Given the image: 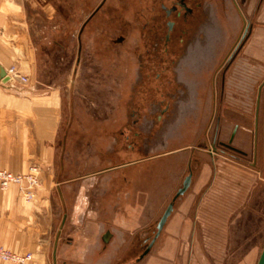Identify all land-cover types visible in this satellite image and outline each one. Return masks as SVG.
<instances>
[{"label":"rangeland","instance_id":"rangeland-1","mask_svg":"<svg viewBox=\"0 0 264 264\" xmlns=\"http://www.w3.org/2000/svg\"><path fill=\"white\" fill-rule=\"evenodd\" d=\"M186 1L190 12L166 14L162 6L174 0H0V10L14 14L12 24L29 38L34 97L59 93L57 168L66 157L70 173L76 164L86 173L127 165L120 170L127 182H118L108 213L93 212L89 191V206L77 212L76 201L68 205V241L77 240L83 253L71 245L57 264L257 262L264 167L251 163L262 144L253 142V110L232 104L247 97L256 73L264 74V0ZM26 76L25 84L0 81L11 89L4 92L28 87ZM222 112L240 115L242 133L229 141L228 127L211 143L215 127L205 126L206 118ZM190 151L192 183L173 200L176 174L183 181L190 173ZM33 164L40 168L36 196L42 165L32 161L25 171Z\"/></svg>","mask_w":264,"mask_h":264},{"label":"crops","instance_id":"crops-1","mask_svg":"<svg viewBox=\"0 0 264 264\" xmlns=\"http://www.w3.org/2000/svg\"><path fill=\"white\" fill-rule=\"evenodd\" d=\"M12 22H15L14 14L0 10V65L5 68L8 64H16L20 73L30 76L33 72L31 66L34 55L29 38L24 31H21L20 26L13 25ZM4 33L9 36H3ZM31 79L30 76L28 87L19 88L20 91L14 90L13 94H6L4 90L11 89H7L0 82V168L19 173L24 172L27 164L32 161H38L42 165L41 188L32 201H25L14 184H10L6 189L0 188V245L11 251L34 252L37 260L32 261L31 264H57L58 260L67 256L71 245L76 248L77 254L83 253V245L79 246L77 240H73L71 244L68 241V230H66L70 212L68 205L72 202L71 205L74 206L76 201L77 212L89 206L86 194L89 191L93 194L91 198L93 212L98 215L102 210L104 214L108 213L106 208L111 206L112 197H116L118 182L122 184L127 182V176L122 173L120 175V170L127 165H116L115 162L86 173L76 164V173H70L68 157H66L58 169L55 142L59 127L57 116L59 93L52 89L46 96L38 99L34 97L33 91L36 85ZM253 79L256 81L248 90L250 92L247 97L232 105L236 106L234 109L236 111L253 110V142L262 145L255 150L251 164L253 167L256 165L259 167L262 163L264 167V133L262 132L264 131V74L258 72ZM240 118V115L234 116L222 112L214 119L211 114V118H206L204 124L206 126L210 121L209 125L215 127L209 135L210 142L221 140L228 127H231L229 141L241 135L240 129L243 126L241 124L244 123ZM238 150L246 155L242 149ZM190 153L192 151L188 154L187 168L191 173L190 183H192L193 156ZM214 154L209 152V159L214 160ZM204 175L206 178V173ZM180 176V172L176 174V184L182 185L184 176L182 178ZM180 184L176 187V191L180 188ZM176 217V223L183 222L182 218H185L182 215ZM48 256H51V262L48 261ZM42 257L45 258L44 261ZM0 264L12 263L0 261Z\"/></svg>","mask_w":264,"mask_h":264},{"label":"built area","instance_id":"built-area-1","mask_svg":"<svg viewBox=\"0 0 264 264\" xmlns=\"http://www.w3.org/2000/svg\"><path fill=\"white\" fill-rule=\"evenodd\" d=\"M4 70L8 76L7 83L19 82L25 84L28 82V76L21 74L15 65H9ZM39 173L40 168L36 164L29 166L27 171L19 173L0 168V188L6 189L10 184H14L18 187L24 200L31 201L35 197V188L39 184ZM32 260V252L11 251L0 245V261L12 264H31Z\"/></svg>","mask_w":264,"mask_h":264},{"label":"water","instance_id":"water-1","mask_svg":"<svg viewBox=\"0 0 264 264\" xmlns=\"http://www.w3.org/2000/svg\"><path fill=\"white\" fill-rule=\"evenodd\" d=\"M171 27V23H169V28ZM0 81L3 83L8 82V76L5 74V70L3 68L2 65H0ZM227 147L235 150V151H239L237 148H234L232 146H229L228 144H225ZM190 181H191V173L187 174L182 182V186L180 188L177 189L173 200L175 198H177L178 196H180L181 194H183L187 188L190 185ZM173 209V201H171L170 203H168L167 207L165 208L164 212L162 213L158 223H157V231L155 233L154 238L150 241V243L147 245L146 249L144 250V252L142 253V255L140 257H142L144 254H146L148 252V250L150 249L152 243L154 242L155 238L159 235L164 223L166 222L167 217L170 215L171 211ZM256 264H264V245L261 249V252L259 254V257L257 259Z\"/></svg>","mask_w":264,"mask_h":264},{"label":"flooded vegetation","instance_id":"flooded-vegetation-1","mask_svg":"<svg viewBox=\"0 0 264 264\" xmlns=\"http://www.w3.org/2000/svg\"><path fill=\"white\" fill-rule=\"evenodd\" d=\"M235 4H236V6L238 8L237 3H235ZM162 9L165 10L166 14H171V13H174V12L176 13V10H185L184 11L185 13L190 12V10H192V8L187 5V1L186 0H174V2L169 7L162 6ZM238 10H240V9L238 8ZM169 23H171V27L170 28H169ZM245 26H246L245 30H248L249 25L248 24L246 25V22H245ZM173 27H174V23L172 21H168L167 22L168 30H171V28L173 29ZM245 32H244V35H245ZM222 144H224V143H222Z\"/></svg>","mask_w":264,"mask_h":264}]
</instances>
